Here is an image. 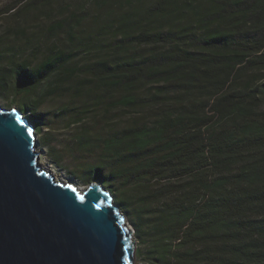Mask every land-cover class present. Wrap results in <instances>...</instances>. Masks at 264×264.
<instances>
[{
  "label": "trees",
  "instance_id": "16d2710c",
  "mask_svg": "<svg viewBox=\"0 0 264 264\" xmlns=\"http://www.w3.org/2000/svg\"><path fill=\"white\" fill-rule=\"evenodd\" d=\"M94 7L79 32L72 20H54L34 40V56L13 50L0 61V94L35 117L79 75L52 118L71 114L81 124L94 109H139L116 133L82 127L77 144L97 147V161L76 174L99 181L132 215L150 264H264V0ZM105 33L111 55L73 63Z\"/></svg>",
  "mask_w": 264,
  "mask_h": 264
},
{
  "label": "water",
  "instance_id": "95a60500",
  "mask_svg": "<svg viewBox=\"0 0 264 264\" xmlns=\"http://www.w3.org/2000/svg\"><path fill=\"white\" fill-rule=\"evenodd\" d=\"M35 128L0 105V264H135L119 205L92 183L55 177L39 161Z\"/></svg>",
  "mask_w": 264,
  "mask_h": 264
},
{
  "label": "rangeland",
  "instance_id": "374dc122",
  "mask_svg": "<svg viewBox=\"0 0 264 264\" xmlns=\"http://www.w3.org/2000/svg\"><path fill=\"white\" fill-rule=\"evenodd\" d=\"M22 1L27 3L19 13L7 12L8 7L19 4ZM94 2L95 0H0V61L4 62L7 57L12 55L13 50L18 51V53L22 52L19 53L22 55L21 57L34 56L35 53L31 52V47L35 43L34 40L37 38L39 42H42L48 25L54 20H72L78 32L84 26L92 24L93 18L90 16L92 13L90 9L95 8ZM105 16L104 10L101 9V18ZM75 35L79 34L76 32ZM62 36L63 34H60V36L55 37L52 43L59 42L60 39H63ZM113 41V36L105 33L98 46L90 48L89 52H80L73 63H85V61L97 57L100 52L111 55L115 46ZM123 48L132 52L137 47L126 46L120 49L122 50ZM35 56L37 57V55ZM16 59L19 60V58ZM79 77V75H75L71 79L65 80L64 87L67 88L64 91L61 88L60 94L49 96L40 109L35 112L36 118L28 110L24 115L32 122L35 119L39 121V125L35 126L36 150L40 152L39 161L51 169L56 177L73 182L76 186L85 187L93 180H85L78 176L76 174L77 168L80 165L96 163L98 149L95 146L80 149L76 135L82 133L85 126L91 127L94 123H98L97 126L92 127V132H94L95 136L98 134V136L103 137L112 132L116 133L124 126L127 116L140 115L141 111L132 109L117 112L113 107L94 109L90 116L81 124H72L70 122L71 114H59L56 119L52 118L54 109L65 101L71 92V86H68V84H74ZM84 84L89 85L87 82ZM0 105L9 108L17 107L12 103L11 98L5 96V94H0ZM108 191L113 199L112 191L109 189ZM114 203L116 202L114 201ZM116 204L119 205L118 203ZM120 210L125 215V220L133 231L135 264H150L144 256L147 242H144L136 233L134 223L131 221L132 215L127 214L122 207H120ZM142 237L147 241L149 240L148 235Z\"/></svg>",
  "mask_w": 264,
  "mask_h": 264
},
{
  "label": "bare ground",
  "instance_id": "6f19581e",
  "mask_svg": "<svg viewBox=\"0 0 264 264\" xmlns=\"http://www.w3.org/2000/svg\"><path fill=\"white\" fill-rule=\"evenodd\" d=\"M25 116V115H24ZM26 117V116H25ZM26 118H28V117H26ZM29 119V118H28ZM30 120V119H29ZM31 121V120H30ZM32 122V121H31ZM56 177V176H55ZM90 183H92V185L93 186H95V187H97L98 189H101V190H106V189H104L103 188V186H102V184L100 183V182H98V181H96V180H93L92 182H90ZM105 194L106 195H108V197H111L110 196V193L108 192V191H106L105 192ZM111 200L113 201V199L111 198ZM114 202V201H113ZM132 239H133V236H132ZM134 240V239H133ZM135 242V241H134Z\"/></svg>",
  "mask_w": 264,
  "mask_h": 264
},
{
  "label": "snow or ice",
  "instance_id": "6c2138e0",
  "mask_svg": "<svg viewBox=\"0 0 264 264\" xmlns=\"http://www.w3.org/2000/svg\"><path fill=\"white\" fill-rule=\"evenodd\" d=\"M17 120H18V122H20V121H19V117L17 118ZM21 123H22V122H21ZM28 135H29V136L32 135V129H31V128L28 129ZM72 190L75 191V189H72ZM79 199L83 200V197L81 196V197H79Z\"/></svg>",
  "mask_w": 264,
  "mask_h": 264
},
{
  "label": "clouds",
  "instance_id": "9594fccd",
  "mask_svg": "<svg viewBox=\"0 0 264 264\" xmlns=\"http://www.w3.org/2000/svg\"><path fill=\"white\" fill-rule=\"evenodd\" d=\"M105 191H108V190H105ZM109 192V191H108Z\"/></svg>",
  "mask_w": 264,
  "mask_h": 264
}]
</instances>
